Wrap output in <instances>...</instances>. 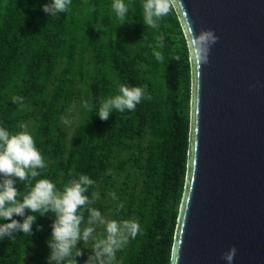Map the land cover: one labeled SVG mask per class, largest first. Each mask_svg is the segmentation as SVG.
Here are the masks:
<instances>
[{
  "label": "trees",
  "instance_id": "trees-1",
  "mask_svg": "<svg viewBox=\"0 0 264 264\" xmlns=\"http://www.w3.org/2000/svg\"><path fill=\"white\" fill-rule=\"evenodd\" d=\"M49 2L0 0V126L33 136L47 164L35 180L62 188L70 170L86 174L95 181L86 195L98 194L90 207L105 221L139 222L141 233L117 252V264H169L190 123L191 67L178 15L173 9L157 32L143 23V0H125L132 7L121 25L112 0H72L57 17L42 10ZM161 32L162 62L152 54ZM123 83L144 87L151 98L102 121L100 103ZM13 96L23 97L22 104ZM15 186L27 191L19 181ZM35 215L33 235L0 240V264H48L54 214ZM102 233L97 222L93 235ZM92 243L77 244V264H85Z\"/></svg>",
  "mask_w": 264,
  "mask_h": 264
},
{
  "label": "water",
  "instance_id": "water-1",
  "mask_svg": "<svg viewBox=\"0 0 264 264\" xmlns=\"http://www.w3.org/2000/svg\"><path fill=\"white\" fill-rule=\"evenodd\" d=\"M191 67L184 187L169 264H264V0H179ZM219 38L197 64L191 36Z\"/></svg>",
  "mask_w": 264,
  "mask_h": 264
},
{
  "label": "clouds",
  "instance_id": "clouds-1",
  "mask_svg": "<svg viewBox=\"0 0 264 264\" xmlns=\"http://www.w3.org/2000/svg\"><path fill=\"white\" fill-rule=\"evenodd\" d=\"M179 0H143V23L159 32L160 21L177 7ZM72 0H50L43 5L42 10L50 17H57L59 13H67ZM111 7L120 25L127 20L131 3L125 0H112ZM95 11V6H90ZM212 29H201L199 34L193 32L191 36L192 55L197 64L209 62L211 46L218 41ZM156 44L152 54L157 61H163V53L157 49L164 46V34L161 32L155 37ZM142 86H132L123 83L119 86L118 94L104 99L96 111L102 121H106L113 111L120 113L135 111L143 99H150ZM12 102L22 104L23 97L13 96ZM83 107L92 112L93 106L88 100L82 101ZM24 125L21 128L24 129ZM47 167L42 153L37 148L33 136L25 129L19 132H10L0 126V220L10 221L0 224V240L5 237L15 239L16 233L26 236L33 235L32 225L36 222V215L54 214L51 224V235L47 240L50 254L48 264H77V257L82 251L77 247L79 242L87 244L92 238L91 253L85 264H117L116 254L127 245L129 238L134 239L141 233V226L135 220H108L101 217V213L90 207L97 193L89 198V188L95 184L88 175L69 171V179L62 188L47 179L35 180L40 176V169ZM33 180L35 183L33 184ZM17 181L27 189L23 194L15 185ZM124 204L118 205V211ZM30 212L32 214H26ZM88 218L85 221L84 212ZM14 216L23 218V221L13 219ZM104 227V233L94 236L91 227L96 222ZM87 225L82 227V225ZM41 226H37L40 230ZM237 253L236 247L231 246L221 254L226 264H232Z\"/></svg>",
  "mask_w": 264,
  "mask_h": 264
},
{
  "label": "rangeland",
  "instance_id": "rangeland-1",
  "mask_svg": "<svg viewBox=\"0 0 264 264\" xmlns=\"http://www.w3.org/2000/svg\"><path fill=\"white\" fill-rule=\"evenodd\" d=\"M97 222H98V221H97ZM97 222L94 223L93 225H91V227H93L94 231H95V229H96V224H97Z\"/></svg>",
  "mask_w": 264,
  "mask_h": 264
}]
</instances>
